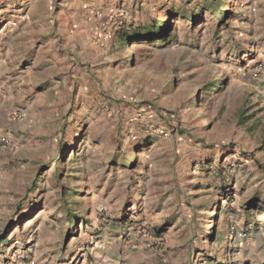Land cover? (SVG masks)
I'll return each instance as SVG.
<instances>
[{
  "label": "rangeland",
  "instance_id": "374dc122",
  "mask_svg": "<svg viewBox=\"0 0 264 264\" xmlns=\"http://www.w3.org/2000/svg\"><path fill=\"white\" fill-rule=\"evenodd\" d=\"M3 133L0 264H264V0H0Z\"/></svg>",
  "mask_w": 264,
  "mask_h": 264
},
{
  "label": "trees",
  "instance_id": "16d2710c",
  "mask_svg": "<svg viewBox=\"0 0 264 264\" xmlns=\"http://www.w3.org/2000/svg\"><path fill=\"white\" fill-rule=\"evenodd\" d=\"M169 33L167 29V22H155L149 26H134L129 25L123 28L118 34V38L122 44H126L130 41H147V42H154L158 39L165 38ZM241 117H244V110L239 112ZM248 118L245 117V120ZM262 149H264V137L262 140ZM73 221V219H72ZM75 225V222L72 226ZM71 226V227H72ZM70 229V228H68Z\"/></svg>",
  "mask_w": 264,
  "mask_h": 264
},
{
  "label": "built area",
  "instance_id": "2783aa9c",
  "mask_svg": "<svg viewBox=\"0 0 264 264\" xmlns=\"http://www.w3.org/2000/svg\"><path fill=\"white\" fill-rule=\"evenodd\" d=\"M20 113H15L14 117H19ZM9 147V140L6 136L0 137V150L6 149Z\"/></svg>",
  "mask_w": 264,
  "mask_h": 264
},
{
  "label": "crops",
  "instance_id": "0c3cea01",
  "mask_svg": "<svg viewBox=\"0 0 264 264\" xmlns=\"http://www.w3.org/2000/svg\"><path fill=\"white\" fill-rule=\"evenodd\" d=\"M2 136H6L8 138L9 145L11 146V138H10L9 134H7V133L0 134V137H2ZM10 146L8 147L9 149H11ZM9 149H3V150H0V152H8L6 150H9Z\"/></svg>",
  "mask_w": 264,
  "mask_h": 264
}]
</instances>
